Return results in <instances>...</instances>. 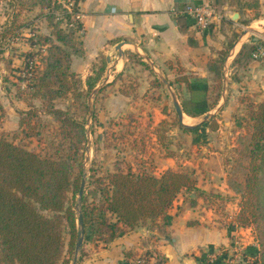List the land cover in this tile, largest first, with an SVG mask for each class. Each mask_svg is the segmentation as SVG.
Listing matches in <instances>:
<instances>
[{"label": "rangeland", "instance_id": "1", "mask_svg": "<svg viewBox=\"0 0 264 264\" xmlns=\"http://www.w3.org/2000/svg\"><path fill=\"white\" fill-rule=\"evenodd\" d=\"M224 1L229 9L241 12L240 17L235 21L236 24L230 25L227 43L231 42L232 48L237 42V47L242 44L244 55L247 58L253 57L251 52L255 44L252 37L264 45V0ZM46 3L45 1L44 5L38 3L29 7L30 0H0L1 136L36 150L42 155L62 156L70 162L71 176L74 178L79 170L78 162L82 160L84 204L88 209L99 203L100 183L103 182L105 175L113 170L115 163H119L121 167L130 164L138 171L160 173L157 166L162 167L163 161L158 158L169 155L172 158L171 164L174 165L172 167L188 169L195 176V168L203 162L201 157L218 151L223 155L222 167L226 168L228 174L225 159L231 154L230 149L236 145V130H239L248 105L261 100L264 95L258 100L244 93L237 98L233 97L231 113L227 115L230 122L223 123V116L217 114L214 120L219 124L214 129L208 121L195 129H183L178 126V115L170 96L165 95L163 98L162 86L154 76L150 85L156 84L160 88H153L142 96L138 93L132 96L136 82L135 71H137L136 68L140 70L141 65L132 68V72L128 66L123 75H116L118 79L112 81L104 79L100 88L88 89L81 82L79 73L72 69L73 59H75V66L78 67L77 62L83 56L82 28H76L77 23H81V19L73 14L69 17L64 15V8L68 12L67 5L73 8L69 0H50L49 4ZM50 10H52V18L48 17ZM58 20L64 30L68 27L76 28L73 37L68 42L62 43L63 48L69 52V69L74 73L67 75L69 91L49 100L47 97L35 95L33 93L35 89L30 85L32 77L30 71L35 68V64L42 66L41 55L36 54L30 61L28 71L25 68L23 70L18 68L22 69L26 53L39 48L38 43L31 45V41H36L39 34L49 35L52 40H56L55 30L59 26L56 23ZM128 56L132 60H137L133 52H129ZM258 58H264V54ZM106 65L103 56L93 61L91 65L92 71L95 72L93 77L99 75L105 68H107V75L110 68H114L111 65L108 68ZM143 65L149 68L147 64ZM228 72L232 79L239 77V71L236 68H231ZM222 74L221 66L220 76ZM117 92L125 97H113V94ZM171 92L175 93L174 90ZM165 100L166 103H164ZM132 103H135V107L131 106ZM52 107L62 110V118L66 119L65 123L70 122L69 125L66 123L63 127L58 116L55 117ZM202 108V104H197L195 111ZM183 120L185 123L196 124V121L192 122V119L186 115ZM73 121L83 123V128ZM79 136L84 138L82 142L79 141ZM198 158L200 159L196 165ZM210 164L207 169L219 168L215 161H210ZM102 187H104L103 184ZM195 188L194 192L199 191L197 186ZM189 191L191 190L186 189L184 194L186 198L189 196ZM200 194L205 195V201L211 207H219L223 202L219 196L215 195L217 194L215 192L207 194L200 192ZM236 194L239 197V194ZM77 198V193L67 192L66 200L74 204L76 211L82 204L81 201V204L77 205ZM67 230L66 227L61 258L70 256L67 251L69 239ZM251 233L253 235L252 229ZM96 236L93 233L91 238L87 239L103 241ZM80 255L79 250L77 261ZM60 262L61 259L56 264Z\"/></svg>", "mask_w": 264, "mask_h": 264}, {"label": "crops", "instance_id": "2", "mask_svg": "<svg viewBox=\"0 0 264 264\" xmlns=\"http://www.w3.org/2000/svg\"><path fill=\"white\" fill-rule=\"evenodd\" d=\"M77 1L81 12L83 56L77 62L78 67L73 59L72 69L79 73L81 82L87 88L89 82L93 83L91 90L100 88L104 79H118L116 75H123L128 66L132 72V68L141 65L143 69L136 68L135 71L132 96L137 93L142 96L157 88L159 85H150L154 76L162 86L163 98L170 96L173 103L171 90H174L183 119L186 115L196 124L203 120L199 117L204 113H215L214 117L220 114L223 123L230 122L227 115L231 113L233 97L244 93L258 100L264 95V58H247L242 44L237 47L236 43L234 48L231 46L228 49L222 62L223 74L219 78L211 68L231 43H227V33L230 25L236 24V20L230 18L235 9H229L224 0ZM202 2L211 4L217 12L215 20L204 29L198 28L190 15L179 12V8L186 3ZM117 44H121L120 49ZM129 52L135 53L137 60H132ZM100 56L104 57L107 67L111 65L114 68H110L107 75L105 68L93 77L95 72L91 65ZM231 68L239 71L238 78H231L228 72ZM178 76L185 77L190 87L179 81ZM113 97L125 95L117 92ZM189 98L197 101L192 109L195 115L183 109L182 101ZM197 104H202L203 108L195 111ZM131 106L135 107V103ZM201 158L203 162L194 171L199 191H189L186 198V189H182L168 209V220L137 225L107 241L83 239L77 264H199L197 256L201 249L220 246H229L231 256L234 253V264H249L241 253L256 241L251 227L241 226L236 220L239 197L227 183V170L222 167L223 155L214 151ZM160 159L163 165L157 166L159 172L174 166L169 155L159 156ZM210 161L217 162L219 168L207 169ZM200 192H215L223 202L219 207H211ZM233 247L237 248L236 252Z\"/></svg>", "mask_w": 264, "mask_h": 264}, {"label": "trees", "instance_id": "3", "mask_svg": "<svg viewBox=\"0 0 264 264\" xmlns=\"http://www.w3.org/2000/svg\"><path fill=\"white\" fill-rule=\"evenodd\" d=\"M50 0H30L29 7ZM74 10L78 1H74ZM52 10L48 17L52 18ZM64 15L71 14L64 8ZM55 39L39 34L31 45L39 44L36 51L25 54L23 68L30 69V61L40 54L42 66L35 64L31 69L30 85L34 94L49 100L69 91L67 75L69 52L62 43L68 42L82 23L74 29L64 30L60 20L56 21ZM228 44L217 64L211 66L219 76L222 62L226 57ZM244 48V47H243ZM253 48V45H252ZM190 87L189 81L178 76ZM93 83H88L91 89ZM196 99L183 100L185 112L195 115L193 105ZM61 124L69 125L62 118V110L52 107ZM214 116L198 124L184 126L178 118V126L195 129L204 122L211 128L218 123ZM74 122V121H73ZM83 128V123H76ZM236 145L225 159L228 168L227 183L239 194V208L236 220L242 226H250L257 243L245 248V254L258 251L259 263L264 264V97L250 103L247 112L236 130ZM69 136V135H67ZM79 136V141H83ZM77 175L71 176V164L62 156L42 155L36 150L0 135V263L5 264H69L77 237V211L73 203H68V191L78 192L82 173V160L78 162ZM102 184L104 187H102ZM196 177L192 171L181 167H166L159 174L135 170L130 164L121 167L115 163L100 183L101 199L90 209L82 204L84 237L91 234L107 241L141 224L168 220V209L182 189H196ZM194 201V198L192 199ZM47 212L44 213L43 211ZM67 227L69 239L67 251L70 256L62 257L64 231ZM199 260V256H197Z\"/></svg>", "mask_w": 264, "mask_h": 264}, {"label": "built area", "instance_id": "4", "mask_svg": "<svg viewBox=\"0 0 264 264\" xmlns=\"http://www.w3.org/2000/svg\"><path fill=\"white\" fill-rule=\"evenodd\" d=\"M70 4L73 5V8H70V5H67L68 12L71 15H76L77 18L81 19V12L77 8L74 10V1L69 0ZM179 12L183 14L190 15L194 19V23L198 28L204 29L215 20L217 12L215 8L209 3H186L181 8H179ZM255 47L252 50L251 54L253 57H259L264 54V45L258 43L256 40H253ZM257 245V243L255 244ZM231 246V245H230ZM232 247V246H231ZM232 250L234 252L237 251L236 247H233ZM245 249L241 253L242 256L245 257L246 261L249 264H260L259 263V254L258 251L255 250L253 254H245ZM231 251L229 246H220V247H207L205 249L200 250L199 254V264H234V253L231 256Z\"/></svg>", "mask_w": 264, "mask_h": 264}, {"label": "water", "instance_id": "5", "mask_svg": "<svg viewBox=\"0 0 264 264\" xmlns=\"http://www.w3.org/2000/svg\"><path fill=\"white\" fill-rule=\"evenodd\" d=\"M238 17H239V11H237V10L233 11L230 14V18L232 20H237ZM120 45L121 44H117V48L120 49ZM145 60L150 62L148 60V58H145ZM163 80L166 81L164 78H163ZM173 105L175 107V111L177 112L181 123L184 126H187V124L183 122L182 109L180 107L179 102L177 101V97H176L175 93H173ZM213 115H215V113H204L199 118L204 120V119H206V118H208L210 116H213ZM83 189H84V177H81L79 189H78V192H77V194H78L77 205L78 206H79V204H81V201H82ZM83 237H84L83 217H82V213H81L80 207H78V211H77V237H76V241H75V245H74V251H73L71 264H77L78 252L81 249Z\"/></svg>", "mask_w": 264, "mask_h": 264}]
</instances>
